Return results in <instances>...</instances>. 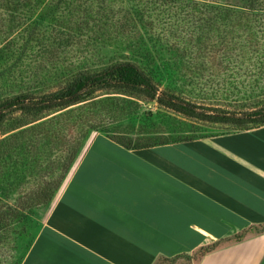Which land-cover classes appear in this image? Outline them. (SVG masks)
Listing matches in <instances>:
<instances>
[{
	"label": "rangeland",
	"instance_id": "374dc122",
	"mask_svg": "<svg viewBox=\"0 0 264 264\" xmlns=\"http://www.w3.org/2000/svg\"><path fill=\"white\" fill-rule=\"evenodd\" d=\"M193 1L198 5L187 12L195 14L200 22L188 21L179 11L189 10L191 0H88L82 7L70 4L66 8L58 0H19L26 10L4 12L0 8V17L17 19V23L11 20V27L0 19L6 34L9 27L13 30L6 39L0 35V101L19 93L53 91L69 76L68 67L96 70L120 61H134L153 72L161 90L192 103L238 113L262 105L264 0ZM201 5L222 9L210 16L218 15V22H208L212 23L209 29L204 28L203 20L210 14L200 13ZM174 10L177 17H173ZM163 17H167L169 28L165 37L159 30L164 24ZM226 17L233 28H224L222 22ZM39 18L44 20L40 22ZM39 22V27L31 31V26H38ZM59 25L62 27L56 28ZM189 27L191 30L194 27V31L202 28L196 35L203 43L207 42L203 41L206 37H220L233 48H225L223 55L216 52L215 56L202 48L189 56L177 45L190 39ZM48 29H52L48 33L50 39L45 36ZM179 31L184 33L182 39ZM191 40L187 41L195 46ZM3 45L11 54H1ZM19 46L22 51L26 47L20 57ZM227 55L230 61L223 60ZM100 97H108L113 103L111 108L83 107L73 114L75 117L81 114L84 119L78 120L68 133L64 146L39 140L36 130L21 133L31 124L28 125L29 118L19 113L0 126V264L21 263L32 235L43 226L57 194L69 183L95 137L108 136L118 141L120 138L131 147L146 149L174 143L176 139L191 140L228 130L223 125L189 120L143 98L103 93ZM94 126L97 129H89ZM101 145L96 141L93 151L120 149L114 143L107 149ZM77 146V155L70 164L68 151ZM51 195L52 200L44 205ZM70 195L68 192L66 198ZM212 248L207 246L192 259ZM163 264L193 262L182 259Z\"/></svg>",
	"mask_w": 264,
	"mask_h": 264
},
{
	"label": "crops",
	"instance_id": "0c3cea01",
	"mask_svg": "<svg viewBox=\"0 0 264 264\" xmlns=\"http://www.w3.org/2000/svg\"><path fill=\"white\" fill-rule=\"evenodd\" d=\"M96 141L112 143L94 138L20 264H264V125L142 150Z\"/></svg>",
	"mask_w": 264,
	"mask_h": 264
},
{
	"label": "trees",
	"instance_id": "16d2710c",
	"mask_svg": "<svg viewBox=\"0 0 264 264\" xmlns=\"http://www.w3.org/2000/svg\"><path fill=\"white\" fill-rule=\"evenodd\" d=\"M88 0H58V3H62L65 8L69 7V5L75 4L76 7H82ZM172 1V0H167ZM192 2L185 10H179L185 19L188 21L194 20L195 22L198 20L199 22L201 19H195V14H191L187 11H191L196 7L195 5L197 3ZM198 5V4H197ZM202 7H199L200 13H203L204 15L207 14V19L203 20L204 28H211V24L217 23L218 15H214L213 17H210L213 14H217V10H222L220 8L214 7V6H205L201 5ZM249 8H254L252 5L248 6ZM0 8H3L4 12H10V10H26L23 4L19 2V0H0ZM244 10H250V9H244ZM16 11H13V13ZM173 17H177V12L174 10ZM224 13V12H222ZM171 14V12H170ZM172 16V14H171ZM230 17V16H229ZM43 18V17H42ZM42 18L40 19V22H42ZM166 18L163 17L161 20L163 25H161V28L159 30L165 37V31L169 30L168 25L166 23ZM231 18V17H230ZM0 19L3 21L2 23H5L4 21H7L10 23V27L12 26V21L15 20L14 16L12 17H6L5 19L0 17ZM213 21V22H212ZM17 23V19L14 21ZM40 22L37 25V22L34 25V27L31 26V31L34 29H37L40 25ZM208 22H212L209 24ZM23 23V22H21ZM20 23V24H21ZM224 24V28H233L231 26L230 21L227 19H224L222 22ZM19 24V22H18ZM10 27L7 31L2 29V24L0 25V35L4 36L3 39H6L8 35L13 33V30L10 31ZM62 25L57 26L56 28H60ZM8 28V27H7ZM194 28V27H193ZM190 29L189 27V36L191 41L195 43V46H191L190 40L186 38V41L190 43L189 45L185 43L177 44L178 47L181 49V52L185 54H189V56L192 55V53H198L201 51L200 49L203 48L205 52L211 53L213 56H215L216 52H221L225 50V48H228V50L232 49V44L230 42L224 43L225 39L216 37L215 39L212 38H204L203 41H207L203 43L199 37L196 35V32L200 31L202 28L196 29L195 31ZM65 29V28H63ZM206 29V30H207ZM246 29L248 30L247 26ZM61 30V29H60ZM224 30V32L226 31ZM39 31V29L37 30ZM63 32V30H61ZM58 32L63 34L62 32ZM52 32V29L49 31V29L46 31V37H49L48 33ZM181 33V34H180ZM206 34L208 33L205 32ZM57 34V33H56ZM160 33L158 32V36L160 37ZM180 38L182 39V35L184 33L182 31H179ZM169 36V35H168ZM35 36L33 35L32 38ZM201 42V43H200ZM53 43V42H52ZM179 43V42H178ZM60 44V43H59ZM3 50L1 51V54L4 56H7L8 53L11 54L10 50L7 49L6 45H3ZM61 46V45H60ZM59 46V47H60ZM203 46V47H202ZM245 45H243L241 48H244ZM18 56H23L24 49L26 47H23V51L21 46H19ZM240 49V48H239ZM42 51H39L41 53ZM48 52V51H47ZM45 54V53H44ZM186 55V56H187ZM223 55V53H222ZM250 53L247 55L249 57ZM91 57V54L89 58ZM223 60L230 61V56H224ZM79 66V65H78ZM76 67V66H75ZM61 70V69H59ZM64 70L61 72L63 73ZM56 73V71L54 72ZM53 73V74H54ZM67 74L69 75L67 79L63 82V85L53 91L50 92H25V93H19L7 98H4L0 101V126H2L4 123L10 121L7 120L10 116L19 113V115L26 116L30 119V125L25 131L21 133H26L30 131H37L35 136L39 138V140H49L56 142L60 146H64L66 144V141L68 140V133L74 129V127L82 121L84 118L78 114V116H74L78 110L80 111L83 107L84 108H93L95 106H99V108H111V100H108L107 98H101L100 93H103L105 95H122V96H128V97H138L143 98L151 102H155L158 106L167 109L177 115H180L184 118H187L189 120L199 121V122H205V123H211L216 125H223L225 127H228V130H246L251 128H256L258 126L264 125V103L262 105L248 110H243L242 113L238 112H230L228 110H224L222 108H213L209 106H203L199 104L192 103L190 101H187L180 96L166 90H161L158 82L153 78V72H149L146 70L145 67H142L140 64H137L134 61H120L113 64H108L106 66H103L96 70H89L83 67L80 68H73L68 67ZM45 75V74H44ZM110 101V102H109ZM76 106V107H75ZM76 108V110H75ZM90 112V111H88ZM51 114H54L51 116ZM50 117L48 119V116ZM20 118V117H19ZM44 119V120H43ZM79 120V122H78ZM35 123V124H33ZM24 126V124H22ZM50 127V128H49ZM230 127V128H229ZM89 129H97L96 126L90 127ZM39 130V131H38ZM108 137V136H106ZM109 140L119 145L127 150H140L142 149L140 146H134L131 147L128 144H125L123 142L108 137ZM187 140V139H186ZM175 142L178 141H185L176 139ZM165 144V143H162ZM158 144V145H162ZM79 146L70 149L69 160L70 164L71 161L75 158L77 155V150ZM151 147V146H150ZM74 149V150H73ZM47 195V193L45 194ZM52 196V195H51ZM49 197L47 198V202H45L44 205H47L53 198Z\"/></svg>",
	"mask_w": 264,
	"mask_h": 264
}]
</instances>
